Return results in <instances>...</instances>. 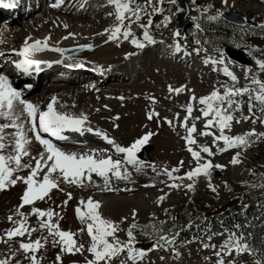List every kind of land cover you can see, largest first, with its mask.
Segmentation results:
<instances>
[{
  "label": "snow or ice",
  "instance_id": "snow-or-ice-1",
  "mask_svg": "<svg viewBox=\"0 0 264 264\" xmlns=\"http://www.w3.org/2000/svg\"><path fill=\"white\" fill-rule=\"evenodd\" d=\"M107 2L114 7V11L108 13L114 17V23L105 28L103 33H97V35H106L104 43H119L123 39L130 41L138 50L157 43L150 30L153 26V17L157 13L163 14L166 11L165 0H107ZM221 2L227 6L229 0H221ZM167 3L176 5L177 0H167ZM63 4L64 0H53L51 7L59 8ZM0 6L12 8L15 3L14 0H8L7 3L0 0ZM80 7H84V5L81 4ZM213 7L214 5L209 4L204 8L197 9L200 12V17H192V20L196 22L195 29L197 32L204 31L199 19L205 17V14L209 13V9ZM180 10L177 8V11ZM167 11H171V9H167ZM223 15V11L217 9L215 14H207L205 18L208 21H219ZM170 22L171 16L166 15L164 20L157 23L155 27H167ZM133 24L142 30V39L137 37L132 27ZM64 27L68 28V25L65 24ZM255 27L264 32V22ZM241 31L244 32L245 30L241 29ZM75 35V33L70 32L64 39ZM173 35L179 38L182 34L176 30ZM50 39L51 36L49 35L43 41L35 40L29 43L31 40L29 37L26 38L22 48L13 49L12 51L20 57V59L11 61L15 70L24 75H31L33 72H40L42 64L62 63V60L46 61L34 58L35 53L44 51H53L61 55L65 53V49L50 45L48 43ZM0 43H3L2 39H0ZM208 43L209 41L202 42L201 39H195L197 47L193 48L192 51L196 55L203 52L205 55L203 62L215 66L218 71L222 69L224 75L229 77L232 83L222 84L223 91L220 88H214L208 95L200 97H197L194 91L188 89L186 85L175 88L172 85L168 86L169 93L176 95L186 91L191 93L190 102L186 105V115L182 120L179 113L173 119L167 117L162 119L170 127L173 126L175 120L179 126L185 129L186 135L183 139L186 141L187 150L195 162V167L186 170L183 174H180L183 161H180L177 167L171 169L165 167L162 173H157V175L163 174L167 177V180L161 181V183H165L170 191L183 188L195 192L198 178L203 175L207 178V186L216 192V187L211 183L212 170H223L226 165L214 164L210 158L215 156L217 152L224 153L230 149H237L230 160L232 165H236L241 163L240 156L244 150L257 141H264V131L257 132L255 128H251L242 134H230L233 122L239 124L251 121L253 124L258 122L264 126V79L260 78V74H264V58H256L251 50L248 52V55L253 56L257 69L254 71L251 66H242L246 83L240 86L238 76L230 70L224 49L212 43V52L215 53L212 55L209 53L208 47L204 46ZM236 46L239 47V45ZM80 47L92 49L93 45L85 44L80 45ZM169 47L175 53L183 51L184 55H191L186 50V44L182 45L179 39ZM256 51L264 54V50H260L258 47ZM127 55L130 56L133 53ZM3 56L5 53L0 51V57ZM68 58L71 59L72 57ZM27 87L31 88L32 86L27 85ZM245 97L247 100L244 99ZM119 99L123 100L124 97L121 96ZM149 99L155 103V97H149ZM196 102L200 105L198 109L195 108ZM57 104V97L52 96L46 107L41 109L27 100L23 90L14 87L9 75L0 70V191H6L18 183L25 185L20 204L16 206L14 213L7 217L12 227L4 230L3 235H0V242L10 244L16 239L19 247L17 249L9 247V256L0 259V264H11V260L16 258L18 252L24 254L28 264H42L41 250L46 249L49 244L60 248V252L56 255L57 264H62L63 254H82L85 250L92 257L86 259L85 264H114L117 259H119V264H143L147 253L150 251L168 247L175 249L181 231L193 226L190 221L186 224H179L177 218L172 216L169 222L157 218L156 214L152 213L149 223L141 225L136 220L137 210L133 209L131 223L126 229H122L120 224L127 221L128 217H122L120 221H113L102 215L100 211L101 201L94 200L92 197H88L86 201L81 198L75 212L86 226L79 231L81 233L86 231L90 238L89 246L85 249L83 243H77L74 238L75 233L60 227L59 220L62 219V216L58 215L54 209H41L35 206L36 201H43L53 189L63 192L62 183L80 187L91 185L101 191L127 192L132 191V189L127 186L120 189L112 185L113 181L133 182L129 167L139 172L147 166L156 172L155 165H147L138 156L141 148L150 141L155 133L149 131L129 146H121L105 131L92 127L86 114L60 111ZM245 104H247V115L243 114ZM197 110L201 115L193 116V112ZM97 111L99 110L97 109ZM237 112L240 113L239 117L236 116ZM147 118L149 120L159 119L160 116L153 109L147 113ZM202 118L205 122L199 135L211 136L213 138L212 144L216 145V151H213V147L207 143L198 144L194 136L197 133L195 121ZM190 120L193 122L189 123ZM115 126L119 127L118 124ZM70 132L94 133L102 137L114 148V153L120 155L121 158L113 159V155L107 154V150L65 151L52 139L45 137V134H49L59 141H67L69 139L67 133ZM34 141L41 146V150L35 154L31 150ZM24 170H27V175L20 174ZM94 175L99 178V182L93 179ZM185 181L188 182L185 183ZM149 186L155 187V181L151 185H145V187ZM161 191L163 192L162 189ZM168 194L163 193L158 196L156 203L162 204ZM71 199L72 193L66 192L63 205H67ZM25 206H29V212L23 210ZM164 213L165 216H169L170 210L165 208ZM30 215L38 218V228L29 224ZM240 228L241 225L239 224L233 225L234 230L228 232L227 238L218 250L215 244H203L205 249L212 248L214 250L217 257L216 264H225L224 257L232 256L234 253L237 255L242 253L261 255L254 246L248 243L245 233L237 234L235 230ZM38 230L46 231L47 235H41L35 240L31 239L32 234ZM121 231L126 234L127 238L124 240L117 235ZM138 234L153 240L150 248L137 247ZM212 235H222V233H213ZM208 239L211 241L212 236H209ZM15 264H21V261L16 260ZM228 264H233V262L229 261Z\"/></svg>",
  "mask_w": 264,
  "mask_h": 264
},
{
  "label": "rangeland",
  "instance_id": "rangeland-1",
  "mask_svg": "<svg viewBox=\"0 0 264 264\" xmlns=\"http://www.w3.org/2000/svg\"><path fill=\"white\" fill-rule=\"evenodd\" d=\"M88 1H90V3L92 4H95L100 0ZM185 1L187 2L190 10V13L187 17L189 25L186 26L183 31L180 30L181 25L176 20L178 7L177 5L168 4L167 0H165L164 7L166 11L163 14L157 13L153 17V26L150 30L153 33L151 34L156 37L157 41L164 40V43L159 44L158 46L147 45L144 49L140 50L141 52L137 49V52L139 51L141 54L147 52L148 54H150V56L152 55V60L155 62V64H158L160 68H168V84L172 85L174 88L181 85H186L188 89L194 91V94L197 97L208 95L214 88H220V90L223 91L221 85L224 83L231 84L232 82L230 78L224 75L222 69L218 71L216 70L215 66L211 64H205L203 62L205 59V55L203 52L200 55H196L192 51L193 48L197 47V45L195 44V39H198V33L195 29L196 22L192 20V17H200V12L197 11V9L204 8L207 5L211 4L214 5V7L209 9V13L207 14H215L217 9H221L223 12L233 10L246 16L250 21L254 22L256 26L261 22H264V0H229V2H234L236 4V7L234 9H224L221 6V0H195V3H193V0ZM51 2H53V0H40V2L37 1L36 6H34L35 13H32L30 17L34 15L36 16L38 15V13L46 11V8L48 9V11H50L49 15L51 17H53L57 13L64 14V7L58 11L49 8ZM82 2V0H78L75 3V6L80 11L88 12L79 7L80 3ZM87 4L88 3H85V9H87ZM108 5L107 7H110V10L109 12H107V15H103L101 16V18L96 19V22H93L91 18L85 17L83 15H75L74 17H78L84 20L76 28L78 30L91 31L93 30V26L97 28H108L109 26L113 25L114 17L108 15V13L113 12L114 7ZM247 6L252 9V12L245 13L242 10ZM167 9H171V11H167ZM207 14H205V17ZM166 15L171 16V22L173 18V21L177 25L176 28L171 27L170 29H168V27H155L157 23H161L164 20V16ZM19 17H21V15ZM205 17H201L199 21L201 19H205ZM21 18L22 19L19 18V21L21 22L19 23L20 25H22L23 22L28 19L24 16H22ZM5 19V17H0V31L4 29L2 25L4 24L3 21ZM31 22V25H28V30L34 32V34L31 36H37L38 34H40V31L47 30V28L45 27V25L48 24L47 21H40L39 23L38 21ZM35 22L37 24H35ZM255 26L251 28L241 27V29H244L245 31H240L235 36V38L232 40V46H222L219 44L217 46H220L223 49L225 47H232L241 50L247 55L251 50L253 52V56H255V54L258 53V51H256L257 47L260 50L264 49V32H262ZM132 27L137 37L142 39V30L135 24H133ZM176 30H179L182 34L179 38L174 37L173 35L174 31ZM7 34L8 33L6 32L5 38L2 39L3 43L0 44L1 51L6 47H9L11 49H16L18 47L16 46L18 45L17 39H13L10 34ZM21 35H23V33L20 34V36ZM177 39H179L182 45L186 44V50L187 52L191 53V55L185 56L181 53L178 54L175 58L174 53L169 50V45H173ZM7 42L8 44L6 45ZM236 45H239V47H237ZM204 46L208 47L210 54L215 55V53L212 52V45L210 42ZM93 47L94 48L89 50L87 48H81L80 45L69 46L66 48L65 53L67 52L68 54L77 57H85L82 53L92 52L95 48L96 51L94 53L99 50V47L95 45H93ZM151 50L153 51V54ZM3 52L5 53V51ZM94 53L92 52L89 54L94 55ZM7 54L11 53H5V55ZM92 55L86 56L85 58L91 57ZM248 56L251 60V65L249 66H251L255 71L257 69V66L255 64L253 56ZM1 58L2 57H0V63L2 62ZM256 58H264V55L258 56ZM85 60L88 61V59ZM140 61V59H137V64L142 65V70H140L139 72L137 71L133 73L125 69V73L123 74L126 75V81L111 79L107 82V84H103L102 80L96 82L88 81L85 79V77L79 75L77 76V78H81L80 82H73L70 84H65L63 82L55 83L56 85H73L74 87H96V90L98 89L97 91H100L101 93H99L97 97L91 99L90 102L93 103V107H91L89 111H91V113H108L110 115H113V117L115 115L117 116V114L118 117H125H121L122 119L119 117V124L117 123L119 125L118 128L115 126L117 124H115L111 127L112 130H109L110 132H112V136L115 141L121 146H129L137 138L142 137L149 131L155 133L150 138V141L143 147H150V149L148 150L150 161L144 162H146L147 165H155L156 172H154L151 167L147 166L139 172L129 167L131 177H136V180H138L137 182L142 181L140 183H137V191H119V193L97 191L98 188L95 187L94 189V186L91 185L80 187L77 185H68L62 183L61 187L64 189L63 192L53 189L49 193V196L45 197L43 201H36V207H39L41 209L52 208L58 215L62 216V219L59 220L60 227L63 230H70L71 232L75 233L76 235L74 238L77 240V243H83L85 245V249H87V247L89 246L90 238L86 231L83 233L79 231L81 228H84L85 224L81 222L75 212V209L79 205V201L81 198H84L86 201L88 197L95 198L99 195L103 196V202L100 211L104 217L109 218L113 221H120L122 217H128L127 221L120 224V227L122 229H126L128 224L131 223V213L133 209L137 210V222L141 225H144L149 223L152 213H155L156 217L161 220H167L170 219L173 214L179 211H186L189 214H193L194 221H204L206 216L213 215L215 217V222H218V220L220 219V210L224 209L230 203L238 201L240 204H242L245 201H250L251 204H254L256 206H264V141H257L253 143L249 148L244 150L240 156L241 163L236 165H232L230 163V160L232 159L237 149H230L228 151H225L224 153L217 152L215 156L210 158L212 159L214 164L219 163L222 165H226L223 170H212L211 183L216 187V192H213L207 186V178L203 175L198 178L195 192H190L183 188L180 190L170 191L168 187H166L165 183H161V181H166L167 177L163 174L157 175V173H162L165 167L171 169L177 167L179 162L183 161V168L180 169V174H183L186 170L195 167L194 159L192 158L191 154L187 152V144L183 139V137L186 135L185 129L179 126V123L175 120L173 121V126L170 127L162 119L164 117L173 119L175 115L179 113V117L182 120L186 115V105L188 102H190L191 93L188 91L183 92L179 95H176L175 93H169L167 88L168 86L161 88L162 91L159 90L158 92L156 90L158 86L156 85V83L159 84V86H162V84H160V82L162 83V81L159 80V82L157 79V69L155 70L152 67L150 68L149 63ZM120 62L123 63L124 61ZM93 63L99 64L97 63V61H94ZM116 63L114 64L118 65L119 62L116 61ZM228 63L230 70L238 76L239 85L243 86L246 83V76L242 65L237 64L229 58ZM89 64H92V62L89 61ZM6 69H8L7 65L3 66V64H0V70L7 71ZM115 77L117 78L118 76ZM132 77H137V82L132 81ZM260 78L264 79V74H260ZM42 80H39L37 84L32 83V86L37 85V87L33 90V95L31 94L32 97L36 98L37 102H35V104L41 109L46 107L47 103L50 102V99L54 95V93H49L48 95L41 97V94L45 91L46 85V82ZM24 81H26V79L23 80V82L20 81V84L15 85V87L24 91ZM92 82L94 83L93 86L90 85ZM110 86H113V88L116 87V90H111ZM136 94L137 101H135L136 99L134 98V95ZM121 96L124 97L123 100L119 99V97ZM149 97H155V103H153V101L149 99ZM244 99L247 100V97H245ZM94 104H98V106H94ZM71 105L72 104L68 103L66 107L72 109ZM75 105L78 106L77 103ZM199 107L200 105L198 104V102H196L195 108L198 109ZM97 109L99 111H97ZM101 109L102 112L100 111ZM153 109L159 113L160 118H153L152 120H149L147 118V113ZM112 113L117 114L114 115ZM243 114H248L247 104H245L243 107ZM200 115L201 113L198 110L193 112V116ZM236 116L239 117L240 113L237 112ZM92 122L100 128L104 127L103 124H99L101 122L99 120H96L95 117L94 119H92ZM192 122L193 121L191 120L189 121V123ZM204 122L205 121L203 118L195 121L197 125V133H195L194 136L198 141V144L203 145L207 143L213 147V151H216V145L212 144L213 138L211 136L205 137L199 135L200 131L203 129ZM251 128H255L257 132L264 131V126H262L258 122L256 124H253L251 121L241 122L239 124L233 122L230 134H242ZM59 147H61L62 149L67 148L69 150H75L79 152H84V150L85 152L89 150H107V154L113 155V159L121 158L120 155L115 154L114 151L109 150L105 147H86L79 146L77 144L64 145ZM31 150L33 154L36 153L32 148ZM20 174L27 175L28 172L22 171ZM93 179L99 182V178L95 177V175ZM153 181H155L156 183L155 187H145V185H151ZM187 182L188 181H185V183ZM114 185L130 187L129 183L126 181H113L112 186ZM159 186L160 190L158 188ZM146 188L147 191H145ZM161 189H163V192L161 191ZM24 190L25 185H23L22 183H18L16 186L10 187L6 191H0V235H3L4 230L12 227V224L8 221L7 217L13 214L16 206L20 204V198ZM66 192L72 193V199L68 201L67 205H63V201L66 199ZM163 193L169 194L165 201L162 204L158 205L156 203V199ZM249 206V204H246V207L244 206L242 208V215H245L248 212ZM81 207L83 208V206ZM165 208H168L170 210L169 216H165ZM23 210L25 212H29L30 208L28 206H25ZM28 219L31 226L38 228L39 221L36 216L30 215ZM199 227L200 225L198 224L191 230L188 229V231H191V235H193V233L196 234L200 231ZM229 231L233 230L229 229L226 225H222L219 223V226H214L213 224L209 226V228L200 237H195L191 241L181 243L180 238H178L175 249L168 247L165 249H157L148 252L143 261V264H216L217 257L214 254V250L212 248L205 249L203 247V244H215L218 250L219 246L227 238ZM213 233H222V235H212ZM41 235H47L46 231L38 230L37 232H34L31 239L35 240ZM117 235L122 240L127 238L125 232L123 231L117 233ZM209 236H212L211 241H209L208 239ZM150 240V238L138 234L137 246H141L142 248L147 249L148 243H151ZM9 247H11L12 249H17L19 247L17 240L14 239V241L10 244L0 242V259H4L5 257L9 256ZM58 252H60L59 247H53L51 244L47 245L46 249L41 250L43 257L42 264H57L56 255ZM91 258V254L86 250L82 254L65 253L62 255V264H85V260ZM16 260H20L21 264H28V261L24 258V254L22 252L17 253L16 258L14 260H11V264H15ZM224 260L225 264H228L229 261H232L233 264H260L255 255L249 253H242L239 255L234 253L232 256H225ZM114 264H119V259L114 261Z\"/></svg>",
  "mask_w": 264,
  "mask_h": 264
},
{
  "label": "bare ground",
  "instance_id": "bare-ground-1",
  "mask_svg": "<svg viewBox=\"0 0 264 264\" xmlns=\"http://www.w3.org/2000/svg\"><path fill=\"white\" fill-rule=\"evenodd\" d=\"M6 1L8 2V0H6ZM37 1L40 2V0H14L15 6L12 8H6L3 6H0V17L3 15L8 16V19H5L3 21L4 24L2 26L4 29L2 31H0V39H4L6 36L5 33L7 32L8 34H10V36L13 37V39H15V38L17 39V41H18L17 44L19 45L17 49H20L24 46L26 38L30 37L31 40L29 41V43H31L32 41H35V40L43 41L45 37L50 35L51 39L48 41V43L50 45L59 46L65 50L69 46H77V45H83V44L95 45V46L99 47V50L96 53H94L96 51V48H95L93 51L94 55L88 54V52L83 53V55L85 57L92 55L91 57H88V58L73 56V55L68 54L67 52L64 53L63 55H61L60 53L53 52V51H44V52H40V53H35L36 55H39V58L41 60H46V61L62 60L63 62L62 63H52L54 65L42 64L40 66L41 67L40 72H38L36 74L32 73L31 75H29L28 80H26L25 83H23V88H24L23 93H24V97L27 100L31 101L34 104H35V102H37L36 98L32 97L33 90L37 87V85L32 86V83L37 84V82L39 80L44 79L42 81H45L46 85H45V91L41 94V97H44V96L48 95L49 93H54L53 96H56L57 100H58V104H57L58 110L69 112V113H75V114H79V113L86 114L88 116V120H89L90 125L92 127L105 131L110 137L113 138L112 132H110L109 130L110 129L112 130L111 127L113 125H115L117 123L119 124L120 118L122 116H119L120 118L116 119V117H118L117 113H112L114 115L117 114V116L115 115L113 117V115H110L108 113H103L102 109L100 110L102 113H97V112L94 113L93 111H92L93 113H91V111H89L91 109V107H93V105H92L93 103L90 102L91 99L97 97L99 95V93H101L100 91H97L98 89L96 90V87H90V86L79 87L77 85H76L77 87H74L73 85L72 86L71 85H59V84L56 85L55 83H59V82H61V83L63 82L65 84L66 83L70 84L73 82L77 83V82L81 81L80 77L77 78V76H79V75L85 77V79L88 81L96 82V81L102 80L103 84H107V82L111 79L124 81L126 78V75L123 74V73H125V69L129 70L133 73L137 72V71L139 72L140 70H142L141 69L142 65L137 64V59H140L142 62L149 63L150 68L152 67L155 70L157 69V71H156L157 74L154 71V69H153V71L155 72L158 81L159 80L162 81V83L159 81L160 84H162V86H159V84L156 83V85H158L156 88V90L158 92H159V90L162 91L161 88H164L165 86H169V84H168L169 83V77L167 75V74H169V71H168L169 69L168 68H160V66L158 64H155V62L152 60V58H151L152 55L150 56V54H148L147 52L142 53V54L140 53L141 52L140 50H139L140 52L139 51L137 52V49L130 43V41H125V40L121 39L119 41V43H117V42L104 43V41L106 39V35H97V33H103V31L105 29L104 27L97 28V27L93 26V30H91V31H83V30H78L76 28L84 20H82L78 17H74L75 15L76 16L77 15H83L85 17L91 18L93 22H96V19L101 18V16H100L101 13H105V15H107V12H109V10H110V7H107V5H108L107 0H100L95 4L90 3V1H88V0H82L83 2L80 3V5L83 4L84 7H80V5H79V7L83 10L88 11V12L80 11L75 6V3L78 0H64V4L61 5L59 8L51 7V4L53 3V2H51L49 8H52V10L58 11L64 7L65 8L63 10L64 14L57 13L53 17H51L49 15L50 11H48V9L46 8V11H44L42 13H38V15H36V16L34 15V16L30 17L32 15V13H35L34 6H36ZM85 3H88L86 6V8L88 10L85 9ZM108 6H110V5H108ZM221 6L224 9H234L236 7V4L234 2H229L227 6H225L223 4H221ZM111 7H113V6H111ZM29 8H31V9H29ZM242 10L245 13L252 12V9L249 6L245 7V9H242ZM20 15H21V17L24 16L25 18H28L26 21L23 22L22 25L19 24V23H21L19 20L22 19L21 17H19ZM31 21H38V23L40 21H42V22L47 21L48 24L45 25L47 30L40 31V34H38L37 36H31L34 34V32L28 30L29 29L28 25L30 24ZM31 24H32V22H31ZM35 24H37V23L35 22ZM65 24L68 25V28L64 27ZM167 27H168V29H170L171 27L172 28L177 27L176 23L173 21V18H172V22H170L167 25ZM70 32L75 33L76 35L74 37H68L67 39H64V37L68 36V33H70ZM22 33H23V35L20 36V34H22ZM154 38L156 39V37H154ZM160 41H162V40H158L157 43L154 45L158 46L159 44H162V43H160ZM165 41H166V39H165ZM163 43H164V40H163ZM0 44H2V43H0ZM7 44H8V42L6 43V45ZM12 50L13 49H11L9 47L2 49V51H5V53L8 52L11 54L7 55L8 56L7 58L5 56V58H2L1 60L6 61V59H8V58H13L14 56H16V54ZM169 50H171L172 53H174L175 58L177 57L178 54H181V53L184 54V52L175 53L173 51V49H170V48H169ZM129 53H133V55H130V56L127 55ZM152 54H153V51H152ZM156 54H157V52H156ZM68 57H72V58L69 59ZM84 58L88 59V61L85 60ZM89 61L92 62V64L94 66L92 64H89ZM94 61H97V63H99V64H94L93 63ZM116 61L119 63H121L120 61H124V62L121 64L118 63V65H115L114 63H116ZM110 64H112L113 66ZM92 67H94V68H92ZM9 69H6L7 71L4 70L3 72L9 75V77H10V79H11V81L15 87V85L20 84V79L22 77L25 78L24 77L25 75H22L21 73H16L18 79H14V72L15 71H12V69H10V71H9ZM160 73H162V74H160ZM119 74H121V75H119ZM123 75H125V76H123ZM115 76H118V77L116 78ZM132 81L137 82V77H134V78L132 77ZM93 84L94 83L92 82L90 85L93 86ZM27 85H31L32 87L28 88ZM115 88H113V86L112 87L110 86L111 90H116ZM104 92H105V90H104ZM134 98L136 99L135 101H137V94L134 95ZM68 103L72 104L74 109H73L72 105H71L72 109L67 108L66 105ZM76 103L78 104V106L75 105ZM94 106H98V104H94ZM94 117L96 118V120H99L101 122L99 124H103L104 127L100 128L97 125H95L92 122V119H94ZM122 118H125V117H122ZM73 133L77 134L78 136H81V137H85V135H87V137H92V136L93 137H99V136L95 135L94 133H87V132H85L83 134H79V133H75V132H73ZM45 137L52 139L53 142L56 143L58 146L62 145V144L58 143L59 140H57V139L54 140L53 138L47 137L46 134H45ZM91 141H94V140L91 138L90 140H87V141L84 140L83 141V140H79L77 138L74 142H77V144L79 146H86V147L93 146V147H97V148L100 147L97 144L96 145L91 144ZM66 142L69 143L71 141H66ZM74 142H72L71 144H75ZM31 148L36 153L41 150V146L38 143H36L35 141L32 143ZM63 150L75 151V150H69L67 148H64ZM75 152H79V151H75ZM84 152H85V150H84ZM24 171H27V170H24ZM131 180L133 182L129 183L130 187H128V188L132 189V191H137V183H140L142 181L137 182L138 180H136V177H131ZM149 182H151V181H149ZM160 186H162V185H160ZM160 186L158 187L159 190H160ZM113 187H118L120 189L124 188V186H115V185ZM94 189H95V187H94ZM97 191H101V190L98 189ZM145 191H147V188L145 189ZM117 192L119 193V191H117ZM93 199L103 202V196H101V195L96 196ZM85 227L86 226H84V228Z\"/></svg>",
  "mask_w": 264,
  "mask_h": 264
},
{
  "label": "trees",
  "instance_id": "trees-1",
  "mask_svg": "<svg viewBox=\"0 0 264 264\" xmlns=\"http://www.w3.org/2000/svg\"><path fill=\"white\" fill-rule=\"evenodd\" d=\"M199 23L204 31L197 32L198 39H201V41H209L211 45L212 43H215L216 45L232 46V40L241 31L240 27L230 24L224 19H220L219 21H208L205 18L201 19ZM262 55L264 54L258 51V53L255 54V57ZM246 204L250 205L249 210L245 215H242L241 210ZM172 216L177 218V222L179 224H186L190 221L193 225L191 228H185V230L181 231L179 236L181 243L191 241L195 237H200L209 228V226L213 224L214 226H219L220 223L222 225H226L231 230H234L233 225H241V228L235 231H237V234L241 232L246 234L248 243L254 246V248L261 253L260 256H257L255 253L253 254L261 264H264V206H256L251 204L250 201H245L242 204L238 201L230 203L224 209L220 210V219L218 220L219 223L217 221L215 222V217L213 215L206 216L204 221H194L193 214H189L186 211H179ZM167 220L170 222L171 218ZM198 224L200 225V231L191 235V231H188V229L191 230ZM150 242L151 243H148L147 249L151 247L153 240L151 239Z\"/></svg>",
  "mask_w": 264,
  "mask_h": 264
},
{
  "label": "water",
  "instance_id": "water-1",
  "mask_svg": "<svg viewBox=\"0 0 264 264\" xmlns=\"http://www.w3.org/2000/svg\"><path fill=\"white\" fill-rule=\"evenodd\" d=\"M177 7L181 9L180 11H177L176 20L181 25L180 30L183 31L186 26L189 25V21L187 20V17L190 13L189 7L187 5V2L185 0H177ZM223 19L227 21L230 24L239 26V27H252L255 25L254 22L250 21L246 16L243 14L237 13L232 10H228L223 12ZM91 50V49H89ZM87 51V50H85ZM227 57L236 62L237 64L246 66L251 65V60L247 54L242 52L241 50L226 47L224 49ZM93 52V51H92ZM92 52H88L92 53ZM150 147H142L139 153V158L143 161H150V157L148 155V150Z\"/></svg>",
  "mask_w": 264,
  "mask_h": 264
}]
</instances>
